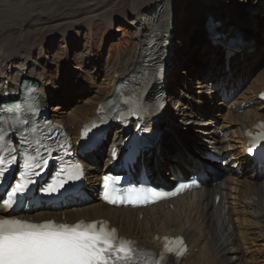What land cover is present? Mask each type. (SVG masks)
Returning <instances> with one entry per match:
<instances>
[{"label": "bare ground", "instance_id": "obj_1", "mask_svg": "<svg viewBox=\"0 0 264 264\" xmlns=\"http://www.w3.org/2000/svg\"><path fill=\"white\" fill-rule=\"evenodd\" d=\"M198 1L200 16L196 19V27L200 30L204 43L208 44L207 38L220 27H227L228 30L242 28L230 12L226 13L225 17L218 16L215 1ZM122 2L123 0H0V105L15 102L20 85L29 83L40 106L47 108V85L44 84L48 77L43 70L39 71L42 62L34 56L35 51L41 49V44H36L35 39L34 43L31 41L35 27L39 25L48 27L52 30L49 31L51 39L58 35L68 43L73 36L72 30L91 28L94 23L93 17L98 20L103 18L104 23L110 28L112 18L108 8L111 4L122 5ZM126 2L124 10L133 17L130 25L135 30L136 44L132 51L127 50L124 55L116 59L108 57L97 66L95 74L103 77L102 88L105 89V93L101 97H105L104 100L115 84L139 79L144 70L145 60L154 52L162 53L163 56L167 52L166 47L163 46L166 43L171 44L178 32L175 25V0H127ZM123 18H126V15ZM253 18L256 19L255 16ZM248 28V32L255 35L261 30L260 25L257 27L249 25ZM221 42H223L222 37ZM242 48L243 46L238 47L240 50ZM213 49L211 48V51H214ZM248 49L255 55L253 54L244 63L242 55ZM206 52L209 50L199 54L201 56ZM75 54L83 56L79 49H76ZM176 54L177 58L184 59L182 53L176 52ZM171 55L175 53L171 51ZM263 55L264 45H259L257 49L253 41L248 42L239 55L231 57L225 55L223 61L218 50L209 62V66L213 67L217 61H220V66L214 69L208 70L205 65L202 67V60L198 59L197 55L194 57L199 61V69L202 72L206 70L205 76L211 79L210 82L217 76L221 77V85L217 87L226 90L222 91L224 96L219 101H216L218 99L216 93L210 91V82L201 79L193 81L195 85L193 88L198 89V92L190 96L189 91L192 88L187 87L190 74L185 71L179 74L171 73L165 81V87L157 80L147 86V102L152 103L156 94L166 96V106L162 113L163 123H167L162 127L166 137L163 142L161 138L158 155L156 150L152 153L155 160L147 163L151 176L156 179L164 177L166 182L169 172H175L185 165L194 170L198 165L197 169L201 171L198 163L204 150H213L214 153L224 156L229 164L226 171H219L226 176L218 188L203 187L176 200L160 203L141 211L113 209L94 200L92 204L83 208L65 211V218L71 221L81 218L89 221L98 218L108 219L119 232L149 248L162 235H182L191 251L185 259L170 264H264V174L258 180L259 184H256L257 174L245 156L243 138V131L246 128L252 127L257 120H264V103L257 99V94L264 87V67L257 72L254 77L256 82L253 85L244 91L236 92L237 87L242 86L244 79L249 75L250 67L254 68L260 64L257 60H261ZM48 61H43V68ZM68 62L66 58L65 64ZM82 62L85 63V60ZM224 63L229 67L228 69L223 66ZM231 63L232 65L244 63V66L241 69L231 70ZM176 66L177 64L174 68ZM182 75H184V83H181ZM196 75L197 72H194L193 77ZM92 80L96 81L97 78ZM91 93L90 91L86 103L72 106L67 115L66 112L57 113L60 110L59 103L50 108L56 114L51 115V119L62 124L68 135L74 139L78 138L81 125L93 115L100 99L99 88L93 96ZM242 104L248 107L239 115ZM189 118L193 120H188ZM71 125L74 127L72 128ZM130 129L132 127L117 128L108 138L109 149L120 144ZM219 131L227 133L228 138L220 136ZM184 138L188 140H185L186 145L183 143ZM165 143L168 145L165 146ZM106 157L98 152L85 159L87 177L91 183L97 181L99 177L96 163L105 160ZM167 157L171 158L165 162L164 159ZM208 165L216 170L214 165ZM257 185L258 191L255 189ZM214 193L221 195L218 205L213 203ZM253 196L257 197L256 201L252 200ZM222 204L225 206L222 207L225 210L223 216L219 210ZM37 216L39 219H46L52 215L38 213ZM220 253H223L221 258ZM228 255L231 258L225 260Z\"/></svg>", "mask_w": 264, "mask_h": 264}, {"label": "rangeland", "instance_id": "obj_2", "mask_svg": "<svg viewBox=\"0 0 264 264\" xmlns=\"http://www.w3.org/2000/svg\"><path fill=\"white\" fill-rule=\"evenodd\" d=\"M126 1L127 0H123L122 5L111 4L108 8L110 11V17L112 18V24L110 28L104 23L103 18H99L98 20L94 19L93 17L94 23L91 28H78L74 31L72 30L73 36L70 37L68 43H65L63 37L58 35L52 37L51 39L49 34L52 30L48 29V27L39 25L33 30L31 34V41L33 42L35 39L34 42L36 44H41V49L35 51L34 56L42 62V66L40 67L39 71L43 70V72L46 73V77H48L46 78L44 85H47V112L50 117L53 114L56 115L53 113L54 111H51L50 109L52 108V105L59 103L60 110H58L57 113L61 114L66 112L67 115L69 108L71 109L72 106H75L79 103H86L90 97V91L92 92L91 96H93L98 91V88V97L102 99L101 96L104 95L105 89L102 88L103 77H98L95 74V71H97L98 68L97 66L101 65L108 57L111 59H116L119 58L120 55H124L127 50L132 51L134 45L136 44L134 33L135 30L134 27L130 25L133 17L129 16L127 11L124 10L127 4ZM212 1L216 2V13L218 16L225 17L226 13H231L235 21L239 23L243 29L242 31L245 37L244 41L248 42L254 40L257 45V49L259 48V45H264V0ZM174 5H176L175 25L176 28H178V32L172 40V51L175 53V55H173L174 63H172V68L170 67L169 69V74L173 72L176 74L184 71L188 72L190 74V81L187 83V87L192 88L189 91V95L192 96L198 92V89L193 88V86H195L193 81H195L196 78H200L198 76L200 74L196 75L198 77H193V73H198L200 70V64L198 65L199 61H196L197 59L195 60L194 57L197 55L198 59L202 60V67L205 65V68L210 70L212 65L209 66V62L212 60L213 54L218 52V49L216 47L213 49L214 51H211V48L213 47L211 42L212 38L210 39L209 36L207 38L208 44L204 43V41L201 39L200 30L196 27V19H199L200 16L199 1L175 0ZM119 9H121V11ZM125 15L126 18H123ZM254 16L256 19L253 18ZM249 25L251 27H257L260 25L261 30L259 34L255 35L252 32L249 33ZM76 49H79L83 56L76 55ZM207 50H209V52L202 53L200 56L199 53L202 51L205 52ZM176 52H179V54L182 53L181 55L184 59L177 58ZM248 52L249 53L244 57V63L248 61V59L254 54L251 50ZM66 58L69 61L68 64H65ZM84 60L85 63L82 62ZM43 61H48V64L45 65L44 68ZM257 62L260 64L256 65L254 68L250 67L249 75L244 79L245 82L241 86L242 89L240 88L238 91H244L256 82L254 77L256 76L257 72L262 70L264 67V55L261 57V60L258 59ZM244 63L241 65H232V68L235 66V68L241 69L244 66ZM176 64L177 66L174 68V65ZM81 65L85 66L86 68H83ZM216 66H220V61H217L216 65L213 67ZM195 68H198V70ZM180 77L182 79L181 83H184V75ZM92 78H97V80L93 81ZM53 79L57 81L55 82ZM241 113L242 111H239V115ZM188 120H193V118H189ZM71 127L73 128L74 125H71ZM185 140H188L186 138L183 139V143L186 145ZM256 190H258V185L256 186ZM222 209L223 208L221 206L220 211ZM224 212L225 210L223 213ZM223 213H221V215ZM223 253H220V258ZM229 258H231L230 255L226 256L225 260Z\"/></svg>", "mask_w": 264, "mask_h": 264}, {"label": "snow or ice", "instance_id": "obj_3", "mask_svg": "<svg viewBox=\"0 0 264 264\" xmlns=\"http://www.w3.org/2000/svg\"><path fill=\"white\" fill-rule=\"evenodd\" d=\"M95 125H93L94 127ZM256 134L249 133L253 144L264 142V124L257 125ZM4 136L0 134V141ZM40 157L25 156L24 171L21 179L8 193L7 199L0 203L5 208H12L18 194L25 193L32 183L33 170L39 166ZM5 160L0 157V170ZM75 172H69L66 180L79 179L83 171L79 164L71 166ZM64 171L63 169L61 170ZM2 174V172H0ZM65 181L49 185L45 190L49 193L63 187ZM105 200L116 203L114 190H108L109 179L105 178ZM184 188L180 185L177 192ZM168 194L155 188L130 189L121 200L129 203L155 202ZM174 243L176 248L170 245ZM160 259L156 260L152 253L140 249L134 242L119 237L114 228H109L104 221L85 223L79 221L73 225L30 223L20 219L0 218V264H161L167 255L179 257L185 251L183 241L176 238L170 241L165 237L161 242Z\"/></svg>", "mask_w": 264, "mask_h": 264}]
</instances>
